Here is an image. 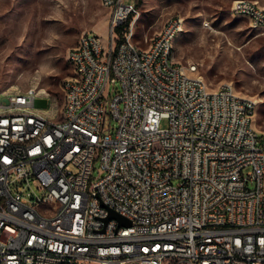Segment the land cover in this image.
Listing matches in <instances>:
<instances>
[{
  "label": "built area",
  "instance_id": "1",
  "mask_svg": "<svg viewBox=\"0 0 264 264\" xmlns=\"http://www.w3.org/2000/svg\"><path fill=\"white\" fill-rule=\"evenodd\" d=\"M101 3L110 44L86 32L68 51L62 107L45 90L0 93V264H264L257 102L177 62L181 19L141 49L136 1ZM231 14L264 31L257 2Z\"/></svg>",
  "mask_w": 264,
  "mask_h": 264
},
{
  "label": "rangeland",
  "instance_id": "2",
  "mask_svg": "<svg viewBox=\"0 0 264 264\" xmlns=\"http://www.w3.org/2000/svg\"><path fill=\"white\" fill-rule=\"evenodd\" d=\"M236 1L136 0L134 42L147 49L148 41L170 19H181L183 32L174 43L177 62L198 65L211 89L230 84L239 96L256 101L254 122L264 131V31L231 14ZM251 1L264 7V0ZM108 20L101 0H0V93L45 90L62 107L63 86L72 74L68 51L86 32H95L108 47ZM119 88L111 86L108 93ZM43 106L49 116L59 119L60 110L52 100ZM110 125L114 134L117 123ZM166 126L164 121L162 127ZM98 168L99 163L96 178ZM250 170L244 169L243 175L247 177Z\"/></svg>",
  "mask_w": 264,
  "mask_h": 264
},
{
  "label": "water",
  "instance_id": "3",
  "mask_svg": "<svg viewBox=\"0 0 264 264\" xmlns=\"http://www.w3.org/2000/svg\"><path fill=\"white\" fill-rule=\"evenodd\" d=\"M109 220H117L119 222L120 225L122 226H129L130 222L121 217L119 214L115 213L114 211H111L110 216H109Z\"/></svg>",
  "mask_w": 264,
  "mask_h": 264
},
{
  "label": "trees",
  "instance_id": "4",
  "mask_svg": "<svg viewBox=\"0 0 264 264\" xmlns=\"http://www.w3.org/2000/svg\"><path fill=\"white\" fill-rule=\"evenodd\" d=\"M121 31H122V30L120 29V30H119V33H120Z\"/></svg>",
  "mask_w": 264,
  "mask_h": 264
},
{
  "label": "crops",
  "instance_id": "5",
  "mask_svg": "<svg viewBox=\"0 0 264 264\" xmlns=\"http://www.w3.org/2000/svg\"><path fill=\"white\" fill-rule=\"evenodd\" d=\"M136 1V0H135Z\"/></svg>",
  "mask_w": 264,
  "mask_h": 264
}]
</instances>
